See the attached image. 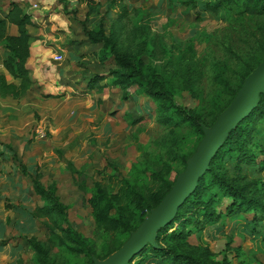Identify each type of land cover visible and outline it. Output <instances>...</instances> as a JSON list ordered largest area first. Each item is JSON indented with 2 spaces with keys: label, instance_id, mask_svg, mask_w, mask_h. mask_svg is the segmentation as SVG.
<instances>
[{
  "label": "rangeland",
  "instance_id": "rangeland-1",
  "mask_svg": "<svg viewBox=\"0 0 264 264\" xmlns=\"http://www.w3.org/2000/svg\"><path fill=\"white\" fill-rule=\"evenodd\" d=\"M52 1L23 3L37 7L31 12L37 19L32 45L37 48L40 42L38 47L46 52L42 78L43 72H53L44 82L58 88L57 94H42L34 86L22 100L8 104L14 114L0 116L2 123L16 127L18 146L25 144V150H17L19 158L12 159L13 152L6 150L9 156L2 159L12 165L7 173L12 186L3 188L0 199V217L3 211L8 214L0 264L109 260L171 194L247 78L264 64V11L229 17L224 10H204L212 0H193L195 6L190 0H124L127 13L119 20L118 7L109 10L107 0H67L70 14L61 5L60 16ZM40 7L48 12L41 14ZM99 25L112 39L114 51L141 62L169 84L176 104L196 112V124L179 122L172 109L155 104L141 89L114 84L125 70L109 55L110 47L93 45L84 36V29L96 31ZM55 54L62 60H53ZM34 65L30 72L39 79ZM90 80L106 86L102 92L90 90ZM261 96L264 91L242 119L259 106ZM241 127L246 155L236 162V152L229 158L227 154L216 167L243 187L247 197L264 203V118H250ZM16 177L25 186L23 193L15 192ZM33 178L45 188L56 186L61 213L35 194ZM131 188L146 197H163L142 214ZM99 189L106 194L101 206L112 201L110 215L126 219L130 232L95 221L101 208L94 209ZM220 197L218 193L214 208L224 213L227 201ZM252 218V212L242 211L207 224L189 236L190 249L208 262L226 258L229 264H264V222L252 225ZM160 228L144 246L157 247ZM69 230L86 240L88 254L75 250ZM144 264L156 262L148 258Z\"/></svg>",
  "mask_w": 264,
  "mask_h": 264
},
{
  "label": "trees",
  "instance_id": "trees-1",
  "mask_svg": "<svg viewBox=\"0 0 264 264\" xmlns=\"http://www.w3.org/2000/svg\"><path fill=\"white\" fill-rule=\"evenodd\" d=\"M62 5L65 12L68 3L67 0H56ZM124 0H107L109 2L108 9H119L118 19L120 20L127 13V7L123 4ZM193 6H195V1ZM204 10L216 14L218 10H224L227 16H239L242 14L258 15L264 11V0H212L204 5ZM11 24L16 28L15 35H9L6 32V25ZM33 26L32 19L29 14H26L23 9L15 2H10L8 11L4 18L0 19V45L7 51V56L2 61L5 71L17 83H8L3 75H0V97L19 99L33 86L29 70L26 67L27 59L30 56V41L28 27ZM84 36L86 40L93 45H103L109 48V55H112L115 60L125 70L121 74L115 85L128 84L137 89L144 91L146 95L152 97L155 104H160V107L170 108L173 110V116L181 117L179 122L196 124L198 115L194 110L187 109L177 105L172 92L169 89V84L162 81L161 77L154 70H147L141 62L129 61L125 55L114 51L113 42L110 37L104 34L102 26L99 25L96 31L85 30ZM106 85H98L95 80H90L87 88L90 90L96 89L97 92H102ZM264 118V97L261 96L259 106L249 113V116L242 119L235 129H230L228 136L225 137L221 145L216 149L208 169L199 177L195 189L190 192L181 205L177 208L171 222L161 226L158 231L156 241L157 247L151 248L144 246L132 257L128 264H144L146 259L155 260L156 264H229L226 258L215 262H208L207 257L198 255L190 249L188 238L191 234L197 233L203 229L205 225H211L218 222L221 218L231 217L239 212H252L253 224L264 222V203L257 199L247 197L244 188L230 182L217 170V163L220 162L228 154L237 153L234 157L237 162L246 153L243 150V136L241 124L248 121L250 118ZM252 120V119H251ZM170 123L171 119H167ZM13 159H15L13 155ZM32 189L35 194L41 196L43 200L48 202L54 209L60 213L63 211V206L56 195V186L52 185L49 188L43 187L38 180L32 179ZM95 186L98 187L97 184ZM134 196V201L142 214L145 211L155 208L163 197V193H153L148 197L141 193H137L131 188ZM221 193V199L227 201L224 205V213L217 211L214 205L217 203V194ZM98 205H93L94 209L100 207L106 200V194L98 190L95 195ZM96 200V199H95ZM101 203V204H100ZM112 201L107 200L106 205L95 213V221L97 223L105 222L111 224L114 229L122 226L126 231L130 232L128 221L122 219L119 215L116 217L110 215L113 209ZM98 206V207H97ZM144 216V215H143ZM69 237L75 244L76 251H82L88 254L90 251L89 245L84 238L78 233L69 230ZM119 248H117L118 250ZM146 254V255H145ZM88 264H91L89 261Z\"/></svg>",
  "mask_w": 264,
  "mask_h": 264
},
{
  "label": "water",
  "instance_id": "water-1",
  "mask_svg": "<svg viewBox=\"0 0 264 264\" xmlns=\"http://www.w3.org/2000/svg\"><path fill=\"white\" fill-rule=\"evenodd\" d=\"M264 91V64L246 80L238 97L220 116L215 128L200 147L197 155L189 162L187 170L179 179L171 194L162 202L152 216L144 221L131 239L103 264H126L132 255L152 240L156 231L170 222L176 209L195 188L199 177L207 169L209 161L233 128L256 105L259 93Z\"/></svg>",
  "mask_w": 264,
  "mask_h": 264
},
{
  "label": "crops",
  "instance_id": "crops-1",
  "mask_svg": "<svg viewBox=\"0 0 264 264\" xmlns=\"http://www.w3.org/2000/svg\"><path fill=\"white\" fill-rule=\"evenodd\" d=\"M23 1H25V0H21V2H19L17 0H0V19L5 17V15L8 11L10 2L17 3L23 9V11L26 14L30 15V17L32 19L33 26L28 27V31H29V34L31 35V38H33L32 33H31V29L34 27L37 19L35 18V16L31 15V12L33 10H36V11H38V10H37V7L34 8L35 4H33L32 6H29L28 4L23 3ZM51 2H53V1L51 0ZM51 2H49V3H51ZM52 6L54 8H56V12H58V9L61 8V5L59 3H56V1H55V4L51 5V7ZM2 7H3V9H2ZM49 7H50V5H49ZM46 9L47 8H45V7H40V13L44 14L45 12H48V11H46ZM49 13H51V12H49ZM58 14H59L58 16H60L59 12H58ZM6 32L9 35H15L16 34V28L13 25L7 23ZM32 44H33V42L31 40V42H30V47H31L30 56L27 59L26 67L29 70L30 78L34 82V84L28 92H26L23 96H21L19 99L15 100V101L22 100V97H26L28 95V93H30L32 88H34V86H38L40 88L42 94H51V95L57 94L56 90L58 88L55 89L54 87H51V85L49 86V85L45 84V82H44V81H46L45 78L47 76H49L50 78H52L54 76L53 72L52 71L43 72L44 76L42 78V69H44L45 66L47 65V62H45V58L47 57L46 52L38 47L41 44L40 42L37 44V48L34 47ZM7 54H8L7 51L0 45V75H3L8 83H11V82L17 83V81H14L12 79V77L5 71V69L2 65V61L7 56ZM32 64H35L34 66L38 69V75H39L38 78L39 79H34L33 74L30 72L29 67ZM46 70H47V68H46ZM12 101H13V99H11V98H1L0 97V116L3 114L4 115L11 114V113L14 114L15 111H12L11 107L8 105ZM25 101H27V99L23 100L22 102H25ZM7 118H5V119L7 120ZM18 133L19 132L17 131L16 127L14 125H12V123H10V122L2 123L0 121V150L3 151V153H4V155L2 157H0V199L5 196L3 188L4 187L8 188L9 186H12L11 182H9V179H8V178L12 177V175H7L8 172L12 171V169H11L12 165L9 162H5V161L2 162V159L5 160V158L7 156H9L5 151L11 150V152H13L14 157L17 156L19 158V153H17V150H20V149L25 150V144L24 145L19 144V146H18L19 141H17V136H16V135H18ZM9 154H10V152H9ZM11 158L13 159V156ZM19 179H20L19 177H16V179H15L16 183L15 184L13 183V185L15 186V192L17 194H20L21 192L23 193L22 190H23V187H25L19 183ZM26 188H27V193L31 194V192H32L31 187H26ZM3 212L6 215L5 211H3ZM5 215L3 218L0 217V238H2L5 235V234L3 235V233L1 231L4 228L5 229L7 228L6 227L7 219L5 218ZM7 215H6V217H7Z\"/></svg>",
  "mask_w": 264,
  "mask_h": 264
},
{
  "label": "built area",
  "instance_id": "built-area-1",
  "mask_svg": "<svg viewBox=\"0 0 264 264\" xmlns=\"http://www.w3.org/2000/svg\"><path fill=\"white\" fill-rule=\"evenodd\" d=\"M34 8H36V5H34ZM53 60L59 62V61L62 60V56H61V55H57V54H55V55L53 56Z\"/></svg>",
  "mask_w": 264,
  "mask_h": 264
}]
</instances>
